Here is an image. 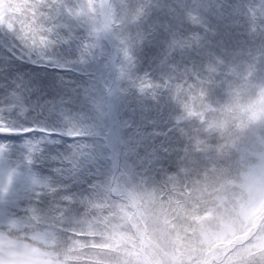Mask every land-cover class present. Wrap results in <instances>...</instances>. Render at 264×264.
Masks as SVG:
<instances>
[{
    "label": "trees",
    "instance_id": "obj_1",
    "mask_svg": "<svg viewBox=\"0 0 264 264\" xmlns=\"http://www.w3.org/2000/svg\"><path fill=\"white\" fill-rule=\"evenodd\" d=\"M45 2L18 0L12 29L0 27V123L20 133L0 144L46 180L35 199L56 224L40 231L57 240L45 259L160 264L155 251L170 264L173 230L197 231L186 219L223 248L199 264H264V153L239 136L218 144L189 116L214 111L226 90L239 105L264 82V0H143L131 41L90 65L41 41L71 30L42 22Z\"/></svg>",
    "mask_w": 264,
    "mask_h": 264
},
{
    "label": "clouds",
    "instance_id": "obj_2",
    "mask_svg": "<svg viewBox=\"0 0 264 264\" xmlns=\"http://www.w3.org/2000/svg\"><path fill=\"white\" fill-rule=\"evenodd\" d=\"M44 10L43 23L69 24L70 31L53 32L41 36V41L54 46L60 43L72 50L74 58L80 63L90 65L104 63L114 48L129 43L133 33L142 22L146 11L143 0H46L41 5ZM234 87H239V84ZM206 136L218 144H230L236 137L250 144L256 151L264 153V82L244 89L240 104L235 101V91H225L223 101L214 111H190ZM15 181V169L0 176V187H9V179ZM219 211V210H218ZM189 228L197 231L185 232L181 229L179 238L173 230L168 245L172 255L168 258L185 261V264H199L205 253L212 250L219 255L223 248L216 246L211 235L207 238L199 232L195 221L183 220ZM212 226L218 228L216 222ZM179 249V254H177ZM258 262L264 261V252L257 254Z\"/></svg>",
    "mask_w": 264,
    "mask_h": 264
},
{
    "label": "rangeland",
    "instance_id": "obj_3",
    "mask_svg": "<svg viewBox=\"0 0 264 264\" xmlns=\"http://www.w3.org/2000/svg\"><path fill=\"white\" fill-rule=\"evenodd\" d=\"M17 7L18 0H0V27L8 26V29H12L14 25L12 17L16 16ZM99 79L102 83V78ZM123 124H127V121H123ZM136 139L138 138L132 135L128 136L127 145L124 148L126 153L128 150L132 152L131 150L137 147ZM261 142H264V138ZM7 154V152L0 154V176L6 171L15 169V181L13 182L10 178L9 187H0V264H65L45 259L48 255L45 245L57 240L56 235L54 233L52 235L49 230L40 231V227L49 228L51 224H56L51 220L50 212H46V207H39L35 199L37 194L39 196L46 188V180L33 170L31 171L29 166L13 164L5 160V158L8 159ZM123 155L122 152V157ZM27 227L29 232L25 229ZM30 237L39 241L43 240V246ZM103 243L106 245L105 240ZM88 254L90 256L91 252ZM160 256V252L154 251L148 257L152 262L159 261L163 264ZM221 256L222 253L219 254V257Z\"/></svg>",
    "mask_w": 264,
    "mask_h": 264
},
{
    "label": "snow or ice",
    "instance_id": "obj_4",
    "mask_svg": "<svg viewBox=\"0 0 264 264\" xmlns=\"http://www.w3.org/2000/svg\"><path fill=\"white\" fill-rule=\"evenodd\" d=\"M25 114H26V110L21 111V113H20V115H22V116ZM3 119H4V116L0 115V120H3ZM65 119L68 121L69 124H71L75 118L72 117L70 114H66ZM0 129H8V130H0V136H14V135L20 134L19 132L14 130L12 127H10L7 121L4 123H0ZM32 130H36V129H32ZM21 131H23V130H21ZM8 150H9V146L7 143L0 144V154H4ZM29 163H31V160H29Z\"/></svg>",
    "mask_w": 264,
    "mask_h": 264
}]
</instances>
